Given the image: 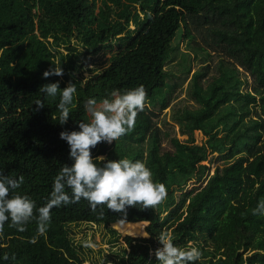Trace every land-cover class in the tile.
Segmentation results:
<instances>
[{
  "label": "trees",
  "instance_id": "trees-1",
  "mask_svg": "<svg viewBox=\"0 0 264 264\" xmlns=\"http://www.w3.org/2000/svg\"><path fill=\"white\" fill-rule=\"evenodd\" d=\"M198 36L228 59L211 56ZM181 41L192 53L178 66L182 77H175L167 63L182 52ZM106 51L109 57L98 63ZM55 66L63 75L43 77ZM187 80L197 107L178 109L175 91ZM56 81V97L38 92ZM69 83L76 91L60 124L56 105ZM141 84L146 97L134 127L110 145L98 142L91 153L101 156L108 148L107 159L141 160L153 181L165 184L166 197L146 209L128 206L123 220L106 206L92 211L84 198L62 203L50 209L43 233L35 219L23 231L4 221L0 264H98L86 258L90 248L72 227L108 229L102 264H157L161 233L178 248L200 251L189 264H264V205L253 214L264 199V0H0V171L23 175L14 191L43 206L55 175L72 163L59 133L91 120L88 98L99 104L113 89ZM168 108L186 141L157 125ZM197 131L204 142H197ZM166 137L174 151L165 148ZM213 159L225 164L211 173ZM192 181L200 186L190 187ZM142 223L148 236L127 235L120 247L112 224Z\"/></svg>",
  "mask_w": 264,
  "mask_h": 264
},
{
  "label": "clouds",
  "instance_id": "clouds-1",
  "mask_svg": "<svg viewBox=\"0 0 264 264\" xmlns=\"http://www.w3.org/2000/svg\"><path fill=\"white\" fill-rule=\"evenodd\" d=\"M63 71L59 66L50 67L43 72V77L61 76ZM58 89L61 88L56 81L40 85L38 92L45 97H56ZM75 91V86L69 83L59 93L56 107L60 124L66 123L69 118V105ZM145 97L146 90L141 84L123 92L113 89L109 98H104L99 104L91 97L85 101L84 108L90 113L91 120L77 121V129L59 133L69 146L68 155L72 163L64 164L55 175L49 199L43 206L35 207L29 196L14 191L23 183V175L16 178L0 171V224L9 221L11 226L23 231L24 225L35 219L37 230L43 233L50 221V209L81 198L87 200L92 211L95 212L98 205L106 206L112 212L120 213L118 219L121 220L126 219L128 206L138 205L146 209L160 203L167 195V188L164 183L153 181L152 172L144 162L93 157L91 153L98 142L110 144L134 127L137 113L144 107ZM35 105L37 108L44 106L40 99L35 101ZM98 160L103 164L98 165ZM260 205H264V199L257 203L253 214H258ZM98 214H103L102 209ZM157 239L161 245L155 249L157 264H189L201 255L195 247L178 248L163 233Z\"/></svg>",
  "mask_w": 264,
  "mask_h": 264
},
{
  "label": "rangeland",
  "instance_id": "rangeland-1",
  "mask_svg": "<svg viewBox=\"0 0 264 264\" xmlns=\"http://www.w3.org/2000/svg\"><path fill=\"white\" fill-rule=\"evenodd\" d=\"M197 43L201 44L202 46L207 47L208 52L211 54V56L217 58L218 55L226 57V55L222 52V49L220 47H215L213 45L212 47L206 46L203 37L198 36L197 37ZM173 45V44H172ZM175 48V47H174ZM172 51H176L174 49ZM180 54H176L173 59H171L167 63V70L173 74L175 77H182L181 71L179 70L178 66L180 65L181 61H183V57L185 58V54L189 55V53H192L190 49L187 47V43L181 41L180 42ZM183 55V56H182ZM109 57V52L106 51L104 55H101L99 57L98 63H101V61H105ZM200 57V56H199ZM227 58V57H226ZM228 59V58H227ZM199 63L198 61H195L192 65V73L198 69ZM178 69L179 71L176 73H172L175 69ZM189 80H187L181 87L177 88L175 91V99L173 102L175 105H178V109L182 107L190 108V109H195L197 106L194 102V99L188 94L187 87H188ZM90 115V113H89ZM91 116V115H90ZM155 121L157 125L162 129V131L172 137L177 136L181 141H186L188 138L187 135H183L179 131V126L175 121L172 119V109L168 108L165 111H163L157 118H155ZM196 140L198 143L204 142L205 137L201 134V132L197 131L196 132ZM113 142V141H112ZM112 144V143H110ZM108 143V145H110ZM147 144V143H146ZM145 144V146H146ZM163 144L167 150L174 151V147L172 146L171 143H169V138H163ZM109 149L107 148L105 151V154L101 155L106 157V152ZM204 164L209 165V161H205ZM225 164L224 160H215L213 159L212 163H210L211 167V173L214 172L215 168L217 166L223 167ZM191 186H200V183H195L194 181L190 182ZM146 223H142L141 225H124V224H112V227L116 229L121 237H120V247L123 243V238L127 235L133 236V237H147L148 234L146 232ZM72 233L73 236L76 238V240H79L85 247V256L87 259L90 261L96 262L98 264H102L104 257H106L108 254V248L109 244L107 243V240L110 238L112 234L108 231L107 228L101 227L96 230H79L76 227H72ZM132 234V235H131ZM101 249H103L101 253ZM90 264V263H88Z\"/></svg>",
  "mask_w": 264,
  "mask_h": 264
}]
</instances>
